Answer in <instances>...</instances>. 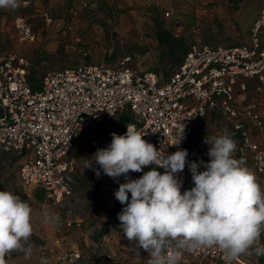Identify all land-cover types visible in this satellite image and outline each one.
Here are the masks:
<instances>
[{
    "label": "built area",
    "instance_id": "built-area-1",
    "mask_svg": "<svg viewBox=\"0 0 264 264\" xmlns=\"http://www.w3.org/2000/svg\"><path fill=\"white\" fill-rule=\"evenodd\" d=\"M13 25L20 42L34 39L26 20L16 17ZM130 60L126 56L115 66L80 62L58 68L45 73L32 87L31 62L26 57L8 53L0 58V152L26 156L17 171L23 185L38 187L54 205L73 197L68 174L75 167L69 155L74 141L85 127L124 114L131 120L116 134L124 135L132 124L145 135L143 139L166 154L187 150L190 163L203 159L202 152L187 143L192 126L215 111L238 136V155L248 157L255 172L264 175V135L254 139L253 133V129H262L263 121L256 101L248 94L251 79L257 81L255 94L264 91V6L252 22L247 42L236 46L192 42L177 68L165 78L138 70L129 65ZM183 127V139L173 145ZM151 167L156 166L143 170ZM141 172L128 175L138 179ZM176 175L183 181L182 193L194 186L187 164ZM108 181L118 188L126 182L123 176L118 180L108 176ZM107 202L115 210L123 206L115 195ZM66 224L79 227L80 222L67 220ZM79 257L77 250H70L59 258L62 263H73ZM188 257L195 264H226L218 248L185 251L180 264ZM233 264L248 263L240 258Z\"/></svg>",
    "mask_w": 264,
    "mask_h": 264
},
{
    "label": "rangeland",
    "instance_id": "rangeland-1",
    "mask_svg": "<svg viewBox=\"0 0 264 264\" xmlns=\"http://www.w3.org/2000/svg\"><path fill=\"white\" fill-rule=\"evenodd\" d=\"M19 3L15 10L0 8V58L8 53L26 57L31 62L29 77L35 82L58 68L80 62L115 66L126 56L131 58L129 65L165 78L169 72L167 67L162 68L164 53L155 37L158 28L169 30L187 46L195 41L236 46L248 41L252 22L264 6V0H19ZM16 17L29 24L34 33L32 41H19L13 25ZM256 85V80H249L248 92L262 115L263 127L259 132L264 135V91L255 94ZM214 120L210 130L218 134L227 129L237 146L238 138L227 120L221 114H216ZM119 130L116 118L91 124L81 131L69 151L75 160L74 170L68 174L73 197L60 205L45 200L38 187L21 183L17 171L26 157L24 154L0 152V191H14L29 202L34 229L30 242L41 249L32 259H25L21 252H12L6 257L7 264H39L40 256L47 257L49 264H147L149 253L129 241L120 228L117 214L124 206L109 208L107 200L117 191V185L109 183L98 164L95 169L99 176L93 169L83 167L82 158H90L98 148L108 147L111 134ZM195 131L192 128L188 137L190 146L198 138ZM235 158L238 159L236 150ZM246 166L264 189V175L255 172L247 161ZM152 168L155 167L144 169L141 176ZM45 213L58 214L60 226L54 228L45 223ZM67 220L81 225L68 226ZM260 238L264 239V235ZM70 250H77L80 257L73 263H62L60 255ZM181 264L195 261L189 258Z\"/></svg>",
    "mask_w": 264,
    "mask_h": 264
},
{
    "label": "clouds",
    "instance_id": "clouds-1",
    "mask_svg": "<svg viewBox=\"0 0 264 264\" xmlns=\"http://www.w3.org/2000/svg\"><path fill=\"white\" fill-rule=\"evenodd\" d=\"M19 0H0V8L15 10ZM184 127L178 134L179 145ZM108 147L98 148L90 158H82L85 169L98 164L107 176L118 179L115 198L124 207L117 214L120 228L129 241L149 253L147 264H180L182 254L218 248L226 264L242 257L264 256V189L243 158H235L236 142L224 129L206 136L209 160L187 162V150L172 154L157 149L132 124L124 135L112 133ZM186 164L194 186L181 192L183 181L177 177ZM155 165L138 179L130 172H141ZM203 167L205 170L200 171ZM163 168L161 173L157 169ZM99 176V171H96ZM129 193L131 198L129 200ZM33 209L14 191H0V264L6 257L21 252L32 259L41 251L30 242L34 229ZM45 223L58 228V214L45 213ZM39 264H49L40 256Z\"/></svg>",
    "mask_w": 264,
    "mask_h": 264
},
{
    "label": "trees",
    "instance_id": "trees-1",
    "mask_svg": "<svg viewBox=\"0 0 264 264\" xmlns=\"http://www.w3.org/2000/svg\"><path fill=\"white\" fill-rule=\"evenodd\" d=\"M155 37L158 44L163 49L164 55L162 57V68L164 69L166 67L168 68L169 73L166 75L167 77L171 72H173L177 68L188 46L186 45L183 39L175 36L167 29L158 28L156 30ZM29 79L32 87H35L36 86L35 80H33V78L30 77ZM130 120H131V116L129 114H124L117 118L119 126H122L123 124L129 122ZM97 195H98V189L97 186L95 185L94 197H97ZM257 260H258V264H264V256L257 258Z\"/></svg>",
    "mask_w": 264,
    "mask_h": 264
},
{
    "label": "crops",
    "instance_id": "crops-1",
    "mask_svg": "<svg viewBox=\"0 0 264 264\" xmlns=\"http://www.w3.org/2000/svg\"><path fill=\"white\" fill-rule=\"evenodd\" d=\"M248 94H249V92H248ZM207 114H209V115L207 116ZM207 114L204 117L198 119L192 126V128H194L196 130L195 132L198 133V135H197L198 138L196 139L195 142L193 141V144H195V145H192V147H196L202 152V154H203L202 161H205V162H207L209 160V157L207 155L208 145H206L204 143V139L206 136L214 135L216 133V132H213L212 130H210V128L215 123L214 117L216 116V114H219V113H217L215 111H209ZM261 117H262V115H261ZM193 133H194V131H193ZM232 133L234 134L233 131H232ZM253 133L255 134L254 139H257V135L260 137L263 135L262 133L259 132V130L253 129ZM236 137L238 138V136H236ZM236 153H237V146H236ZM237 155H238V153H237ZM240 158H242V157H240L238 155V159H240ZM243 159L250 163V160L248 157H245ZM250 165H251V163H250ZM200 170H201V168H200ZM262 235H264V231H262L261 236ZM260 239L264 240L263 238H260ZM261 243H263V241H261ZM242 259H245L248 264H258V260L256 257H242Z\"/></svg>",
    "mask_w": 264,
    "mask_h": 264
}]
</instances>
